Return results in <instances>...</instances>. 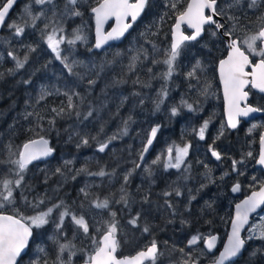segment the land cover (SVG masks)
Instances as JSON below:
<instances>
[{"label":"trees","instance_id":"trees-1","mask_svg":"<svg viewBox=\"0 0 264 264\" xmlns=\"http://www.w3.org/2000/svg\"><path fill=\"white\" fill-rule=\"evenodd\" d=\"M217 2V10L224 12L221 17L225 31L231 30L240 40L258 31L264 0H260L256 8L248 7L249 0H241L239 5L234 4V0ZM64 3L65 0H54L58 11L63 9ZM168 5L169 0H149L142 19L128 37L101 53L94 50L95 25L91 7L96 6L95 0L78 5L81 16L61 19L58 15L57 23L65 29L66 38H71L76 29L86 37L74 46L67 43L60 46L62 56H67L69 62L75 60L83 65L76 69L83 78L70 75L48 47L46 35L51 31L52 5L40 6L33 0H21L0 32V180L18 178L16 166L11 161L18 159L23 144L29 140L43 136L55 150L50 161L28 166L20 187L14 189V205L5 210L14 214L15 208L24 216H33L62 203L47 224L33 228V241L20 264H35L36 261L55 264L57 241L68 239L55 225L59 213L64 207L73 212L104 199H108L109 206L104 209L108 222L103 230L113 220L121 235L144 232L147 226L148 240L142 242L160 241L161 260L172 264H181V260L187 264L210 261L209 256L204 258L202 254L185 256L187 240L196 235L218 234L223 242L236 203L232 187L241 186L239 199H242L264 183V173L256 167L264 117L251 131L252 124H242L238 130L231 131L225 122L218 66L228 49L218 31L213 26L207 27L200 40L184 44L175 61L173 75L168 80L163 79L167 65L162 61L170 49L175 23V14ZM26 7H31L34 14L43 8L46 16L36 21L35 26L24 24L22 17ZM180 7H184L183 0ZM12 23L20 24L24 32L15 35L14 28L7 26ZM45 24L50 25L46 30ZM9 52L20 61L27 57L23 68L16 67V60L8 55ZM135 56L139 59L133 61ZM198 62L200 67L195 76L188 77L187 73ZM133 63L134 70H130L129 65ZM89 80L95 83L89 84ZM162 88L167 90L166 97L158 95ZM42 92L49 93L43 100L40 99ZM66 92L80 94L73 97L78 106L75 110L67 109ZM160 99L163 103L157 108ZM187 104H191L192 109ZM253 105L264 109V98L254 96ZM61 107L65 108L61 115L52 111V108ZM173 107L178 110L176 115H172ZM89 111L91 116H87ZM205 121L208 126L204 139H200L198 133ZM156 125L162 129L155 148L145 165L138 169L136 165ZM83 139L88 143L83 144ZM101 143L109 144L106 152L99 151ZM176 146H188V158L180 171L166 170L167 149ZM213 149L220 154V159L213 158ZM157 157L160 160L154 164ZM233 161H236L235 166ZM101 169L105 176L88 174ZM129 172L131 175L125 183ZM81 189L89 193L87 198ZM125 194L127 205L120 200ZM41 199L42 204L39 203ZM169 210L172 216L168 218ZM157 211L165 213L164 219ZM113 212L115 217L111 215ZM137 214L139 220L133 226L129 221ZM162 220L163 229L159 228ZM261 223H264V211L253 219L251 227ZM161 229L170 234H158ZM95 232L90 226L89 240L91 236L99 238L101 234ZM257 236L248 239L245 235V254L234 264H264V239ZM180 238H186L181 245ZM169 245L173 246L167 247ZM140 250L122 245L119 253L133 255ZM82 259L83 256L76 264L84 263Z\"/></svg>","mask_w":264,"mask_h":264},{"label":"snow or ice","instance_id":"snow-or-ice-1","mask_svg":"<svg viewBox=\"0 0 264 264\" xmlns=\"http://www.w3.org/2000/svg\"><path fill=\"white\" fill-rule=\"evenodd\" d=\"M82 2H87V0H65L63 9L58 11L57 6L54 4V0H33L35 5H52V15L50 17L51 31L47 33L46 40L48 47L53 53H55V58L60 60L64 65V68L70 75H81L76 69L83 67V65L75 60L69 62L67 56H62L61 45L67 43L69 46H74L77 41H83L86 39L84 35L81 34L80 29L74 30L71 38H66L63 34L65 29L62 25L57 23V16L61 19L64 17L81 16L82 12L79 10L78 5ZM260 0H249L248 7L256 8ZM15 0H0V26L5 25L6 17L8 16L9 10L12 8ZM149 0H95L94 7H91V12L94 15L96 24V43L95 47L100 48L103 44L107 43L109 40L119 39L125 32H127L132 24L137 20L141 13L145 10L148 5ZM241 0H234V4L239 5ZM181 0H169V7L175 14V23L172 27V43L170 49L167 52L166 59L162 62L167 65V70L162 73V77L165 80L171 78L175 71V61L180 55L181 47L186 41H195L204 31L205 25H215L217 29L224 27L223 24L218 23L214 16L224 15L223 10H217V0H183L184 7H180ZM232 7V5H229ZM206 10L210 11L211 14H206ZM46 16V11L42 8L38 14H34L31 7L25 8V13L23 19L24 24L31 23L35 26V22L40 20L42 17ZM115 20V26L110 32L105 33L103 31V26L110 19ZM129 18L130 21L129 22ZM229 19H234V17L229 16ZM261 21V26L255 33L246 36L243 40L238 37H234L231 30L225 31L224 36L229 38L228 44V55L225 59L219 62V78L223 85L224 100L226 104V111L228 115V125L232 128H236L238 124V117H247L250 113L264 111V109L252 107L247 103L249 93L252 89H257L259 92L264 93V14L259 18ZM186 25L187 28L192 29L191 35H186L182 30V26ZM9 28H14L15 35L19 36L24 32V27L20 24L12 23L7 25ZM49 24H45V30L49 28ZM215 34V33H213ZM8 55L16 60V67L23 68L24 63L27 61L25 57L24 61L17 60L13 53L9 52ZM258 57V59H254ZM133 61L139 59V56L132 58ZM157 63V61H154ZM134 63L129 65L130 70H134ZM199 62L196 67L187 73L188 77H194L196 74V69L199 68ZM102 70V69H101ZM151 72V69H149ZM94 80H89V84H94ZM49 94L42 92L40 99L43 100L45 95ZM206 94V90L205 93ZM67 97V109L75 110L78 106L74 103L73 97H79V93H64ZM161 95L163 97L167 96V90L162 88ZM81 102H83V97H80ZM160 103H163V99L158 100L157 108H159ZM185 103V101H182ZM189 109H192L191 104H187ZM52 111L61 115L65 112V108L61 107L59 109L52 108ZM172 115L177 114V108H172ZM76 115L79 116L80 113L77 111ZM92 112L89 111L87 116H91ZM87 118V117H85ZM54 123V121H50ZM127 123V122H125ZM208 126V122L205 121L204 125L199 130L200 139H204L205 130ZM256 125H253L255 128ZM124 131H127L125 127ZM251 131V129H250ZM157 128H153L151 135L154 137L156 135ZM111 139H115L112 137ZM83 144H87L88 140L83 139ZM148 145L152 144V139L148 140ZM261 150L259 154V159L257 163L264 165V134L260 136ZM108 147L107 143H101L99 145V151L103 152ZM147 147L143 149V152H147ZM54 151L53 148L49 146V141L41 136L39 139H32L24 143L22 150L18 153V159L11 161L16 166L15 175L18 177L15 180L4 178L0 180V264H18V258L21 257V253L28 247L29 239L33 234V228H40L48 223V218L51 216L55 209L62 207L61 204L53 205L47 208L46 211L38 212L33 216H24L19 212L18 209L13 208L14 214H8L4 209L9 205H14V189L20 187L23 181V173L27 170L28 165L33 161L40 159L41 157L49 156ZM175 151V156L173 157V152ZM188 154V146L175 148L169 147L167 149V160L164 163V168L180 169L181 165L184 163V158ZM212 155L217 159H220V154L214 149L212 150ZM249 156L252 155L251 152L248 153ZM143 159V154L141 155ZM160 157H157L153 163H158ZM236 161H233L235 166ZM139 167V165H136ZM59 172L60 170L57 169ZM80 171H87V169H81ZM89 175H99L105 176L106 173L101 169L97 173H88ZM151 174V173H149ZM131 175L129 172L125 176V183L128 181V176ZM240 185L236 184L233 187V191H239ZM84 192L83 189H81ZM123 192V189L121 190ZM176 194L180 195L179 190H176ZM87 198L89 193L84 192ZM165 195H170V193H165ZM120 200L127 205V196L122 195ZM44 201L41 199L39 201L42 204ZM94 207L98 209H106L109 206L108 199L103 201H93ZM260 205H264V184H261L259 191H253L252 195L247 199L242 201L240 204L236 205L235 218L232 220L231 233L228 236L227 243L224 245L223 250L218 256L214 257L212 264H226V262L231 261L238 254L241 253L246 240L241 237V230L245 225L249 223V214L254 212ZM36 206V205H34ZM171 207V205H169ZM115 217V213H111ZM71 217L72 222L82 230L84 235L88 237L89 235V224L87 223L83 215L77 216L72 213L67 207H64L63 211L59 213V223L57 224V229L60 230L63 227V221L65 217ZM139 220V214L129 221L133 226L137 225ZM100 232V229H97ZM143 231L145 233L149 232L147 226L144 227ZM251 233H257V238L264 239V223L259 225H253L250 229ZM118 226L115 220L107 224L105 230L97 238L96 236L89 237L91 240V250L80 249L79 251L84 252L86 259L84 264H155L156 258L159 252L157 242L152 240L149 246L138 251L134 256H123L117 255L119 249V241L117 240ZM253 236L250 234L248 239H252ZM205 239L202 236L196 235L189 240V244H196L198 240ZM217 237L209 236L205 239L206 247L209 251L213 250L216 246ZM58 243V255L55 264H72L71 257L76 255L75 245L68 241L67 243ZM43 251V249H41ZM68 251L69 258L64 260L63 254ZM255 255V253H253ZM35 264H39L36 261ZM47 264V261H44Z\"/></svg>","mask_w":264,"mask_h":264},{"label":"water","instance_id":"water-1","mask_svg":"<svg viewBox=\"0 0 264 264\" xmlns=\"http://www.w3.org/2000/svg\"><path fill=\"white\" fill-rule=\"evenodd\" d=\"M20 1H21V0H15V3L13 4L12 8L9 10L8 16L6 17L5 25H6V23L8 22L9 18L11 17V15H12V13L14 12L15 8L17 7V5L20 3ZM217 5H218V2H217ZM145 9H146V8H145ZM144 12H145V10L141 13V15L137 18V20L132 24V27H131L127 32H125V34H124L122 37H120L119 39L109 40L107 43L103 44L100 48H96V47H95V43H96V24H95V19H94V25H95V29H94V50H95L96 52H98V53H101V52H103L104 50H106L107 48H109V47H111V46H113V45H118V44L122 43V42L128 37V35L133 31V29H134V25L137 24V23L142 19L143 15H144ZM206 14H211V13H210V11L206 10ZM93 16H94V15H93ZM214 19H215L218 23H220V24H222L223 21H224L223 18H222L221 16H214ZM129 22H131V21H130V18H129ZM5 25H4V26H0V32L3 30V28L5 27ZM114 26H115V20H114V18H113V19H110L109 21H107V23L104 24V26H103V31H104L105 33L110 32ZM210 26H213V27L218 31V33L220 34V36L222 37V39L225 41L226 46H227V49H228L229 38L226 37V36H224V34H223V33L225 32V28L223 27V28H221V29H217V28L215 27V25H205V26H204V31H203V32L201 33V35L197 38V40H195V41H186L184 44H186V43H193V42H197L198 40H200V39L204 36V34H205V29H206L207 27H210ZM184 29H187V30L190 32V34H187V33L185 32ZM182 30L185 32L186 35H191V34H192V31H193L192 29L187 28L186 25H183V26H182ZM228 51H229V49H228ZM227 55H228V54H227ZM226 57H227V56H226ZM226 57H225V58H226ZM218 68H219V66H218ZM218 78H219V70H218ZM219 82H220L221 92H222V97H223V102H224V117H225V122H226V125H227V127H228L229 130H231V131H236V130H238V128L240 127V123H241L242 121H243L244 123L248 124V123H250V122H252V121H255V120H258L259 118H261V117L264 116V111L250 113L247 117H243V116H241V117H238V118H237L239 122H238L236 128H232V127H230V126L228 125V115H227L226 104H225V100H224L223 85H222V83H221V81H220V78H219ZM254 90H255L256 92H258V93H260L261 95L264 96V93L259 92V90H257V89H254ZM249 100H250V96H249L248 99H247V103L249 102ZM252 107H253V106H252ZM153 128H157L156 135H155L154 137H152V135H151L152 130H151V132H150V134H149V138H148V140H149V139H152V144H151V145H148V143H147L148 140H147L145 147H147L148 150H147V152H143V153H142V154H143V159H141V157H140V159H139V164H138V165H139L138 169H141V168L145 165V163L147 162V160L149 159V157L151 156V154H152V152H153V150H154V148H155V144H156V142H157L158 136H159V134H160V132H161V129H162V127H161L160 125H156V126H154ZM153 128H152V129H153ZM262 134H264V131H263ZM37 139H39V138H37ZM49 146L51 147L50 142H49ZM145 147H144V148H145ZM51 148H52V147H51ZM108 148H109V144H108V147H107L103 152H106ZM260 150H261V145H260V149H259V154H260ZM259 154H258V158H257V160H256V167L259 168V169H261V170L263 171V173H264V165H261V164L257 163V161H258V159H259ZM54 156H55V150H54L49 156L41 157L40 159L33 161L31 164H33V163H43V162H48V161H50L51 159H53ZM212 156H213V155H212ZM213 158H214L215 160H218L215 156H213ZM166 160H167V156H166L165 162H166ZM31 164H29V165H31ZM29 165H28V166H29ZM170 169H175V168H168L167 170H170ZM263 184H264V183H263ZM235 185H236V184H235ZM235 185H234V186H235ZM234 186H233V187H234ZM233 187H232V189H233ZM232 189H231L232 197H233V198H236V199L239 198L240 193H241V186H240L239 191H235V192H234ZM255 191H259V189L255 190ZM251 195H252V192H251L248 196H246V197H244L243 199H240L239 201L236 202V204L234 205V211H233V217H232V220L235 218V214H236V205H237V204H240L242 201H244L245 199H247V198H248L249 196H251ZM263 211H264V205H260V206H259L254 212H252V213L249 214V223H248L247 225H245L244 228L241 230V237H242V238H244V235L246 234V232H247L248 229L250 228L253 219H254L257 215H259L260 213H262ZM8 214H9V213H8ZM232 220H231V223H230V226H229V231H228L227 237H226V239H225V241H224V244H223L221 250L218 252V255H219V253L223 250L224 245L227 243L228 236H229L230 233H231V224H232ZM214 236L217 237L215 248H214L213 250L209 251V250L207 249V247H206V250H207V252H208L210 255L214 254V253L218 250V248H219V236H218V235H214ZM33 237H34V229H33V234H32V236H31L30 239H29L28 247L24 250V252L21 253V257L18 258V264H20V262L22 261V259L26 256V254H27V252H28V250H29V248H30V245H31V243H32V241H33ZM244 239H245V238H244ZM188 242H189V241H188ZM197 243H198V241H197ZM197 243H196V244H197ZM196 244H192V245H190V244L188 243V246H189V247H192V246H195ZM205 246H206V244H205ZM246 248H247V243H245V245H244V247H243L241 253L238 254L235 258H233L231 261L226 262V264H231V263L236 262L239 258H241V257L245 254ZM158 249H159V248H158ZM158 253H159V252H158ZM117 254H118V253H117ZM134 255H135V254H134ZM134 255H131V256H134ZM218 255H217V256H218ZM157 256H158V255H157ZM148 263H150V262H146V264H148ZM82 264H84V263H82ZM194 264H197V263H194ZM208 264H212V263H208Z\"/></svg>","mask_w":264,"mask_h":264},{"label":"rangeland","instance_id":"rangeland-1","mask_svg":"<svg viewBox=\"0 0 264 264\" xmlns=\"http://www.w3.org/2000/svg\"><path fill=\"white\" fill-rule=\"evenodd\" d=\"M258 123H259V120H256V121L252 122L251 124L252 125H256V127H257V124ZM250 129L253 130L254 129L253 126ZM188 154H189V150H188ZM188 154L184 158V163L181 165L180 169H176L177 171H180L184 167L185 161L188 158ZM174 156H175V151L173 152V157ZM233 199L236 200L235 198H233ZM79 208H80L79 210L73 211L72 213L76 214L77 216L83 215L85 217L87 223L89 224V229H90V226H92L95 229V231H96L95 234H102L103 227L108 222L107 221L108 219L106 217V214L104 212V209H98V208L94 207V204L93 203L92 204L84 205V206L79 207ZM4 211H6V210L4 209ZM68 220H70V221H68ZM58 223H59V219L57 220V222H56L55 225L57 226ZM67 225L72 226V228L67 227ZM250 228H252V227L250 226ZM250 228L248 229V231L246 232L245 235H247L249 237V235L251 234L255 238L256 237V234H258V232L257 233H251ZM68 229H73L75 231H68ZM97 229H100L101 231L98 232ZM58 232L59 233L62 232L61 235L62 236H66V238H68L67 240L66 239H62L61 240V243H67L68 241H71L75 245L76 255L71 257L72 264H76V262H78V259L80 257H82V256H83V259L82 260L84 262L85 259H86V255H85L84 252H81L79 250L80 249H88L90 251L91 250V241L88 239V237H84V235L80 234V232H82V230L79 229L72 222L70 216L69 217H65V219L63 221V227H62V229L58 230ZM118 232H119V229H118ZM209 236L210 235H206V238L209 237ZM81 244H85L86 247L82 246ZM78 245H80L82 247L79 248ZM191 249H192V251L189 252V253L186 252L187 255H185V256H188V257L195 256L196 257L199 254V252H200V250H199L198 247H194V248H191ZM62 258L64 260H67L69 258V252L66 251L63 254V257ZM82 260H81V262H82ZM181 261H182L181 264H187V262H184V260H181ZM157 263H159V262H157ZM162 263L163 264H166L164 262H160V264H162ZM167 264H171V263H167Z\"/></svg>","mask_w":264,"mask_h":264},{"label":"flooded vegetation","instance_id":"flooded-vegetation-1","mask_svg":"<svg viewBox=\"0 0 264 264\" xmlns=\"http://www.w3.org/2000/svg\"><path fill=\"white\" fill-rule=\"evenodd\" d=\"M254 59H258V57H256V58H254ZM221 87V86H220ZM221 94H222V92H221ZM249 96H250V100H249V102H248V104L249 105H251V106H253V107H256V106H254L253 105V97L254 96H260V97H262V98H264V96L263 95H261L260 93H258V92H256L254 89H252L251 91H250V93H249ZM222 99H223V97H222ZM224 103V102H223ZM256 108H258V107H256ZM264 117V116H263ZM263 117H261V118H263ZM261 118H259L258 120H260ZM256 121V120H255ZM252 122H254V121H252ZM252 122H250V123H248V124H251ZM242 124H246V123H244L243 121L240 123V126L242 125ZM236 199V198H235ZM243 199V198H242ZM240 199L239 198H237L236 199V202L237 201H239ZM236 204V203H235ZM157 213L160 215V216H162L163 217V219H164V212L163 211H157ZM171 213H172V210H169V212H167L166 214H167V217L169 218V216L171 215ZM172 216V215H171ZM169 225V224H168ZM159 228H164V220H162V221H159ZM158 230V234H163V233H168V234H170L169 233V231L167 232V230ZM229 231V230H228ZM228 234V233H227ZM206 235H208V234H206ZM206 235H204L203 237L206 239ZM214 235H218V234H214ZM214 235H210V236H214ZM219 236V235H218ZM227 237V236H226ZM157 238H159V237H157ZM156 238V239H157ZM160 238L161 239H163V240H165L164 238H163V236L162 235H160ZM208 238V237H207ZM244 238H245V235H244ZM186 240V238H180V245L183 243V240ZM191 239V238H190ZM190 239H188L187 240V248H188V253L189 252H191L192 251V249L191 248H194V247H198L199 248V250H200V252H199V254L196 256V257H198L199 255H204V258H206V256H209L210 258H211V260L210 261H205V262H198V261H194V262H192L191 264H194V263H197V264H208V263H212V260H213V258L214 257H216L217 255H218V252L221 250V248H222V246H223V244H224V241L222 242V240H221V237L219 236V248H218V250L214 253V254H212V255H210L208 252H207V250H206V246H205V239H200V240H198V243L195 245V246H192V247H189L188 246V241L190 240ZM226 239V238H225ZM117 240L119 241V249H118V256H120V257H123L124 255H121V253H119L120 252V249H121V247H122V245H128V246H133V247H135V248H139V249H144L146 246H149L150 245V243H151V241L152 240H150L149 242V244H147L146 242H142V241H144V240H148V238H147V233H144V232H135V234L134 235H131V234H124V235H121V234H118L117 233ZM169 240V239H168ZM157 241H159V239H157ZM159 243H161L160 241L159 242H157V245H158V248H159V253H158V256H157V258H156V262H155V264H160V262H164V263H169L168 261H166V260H161V258H160V246H159ZM163 243H166V241H164ZM162 243V244H163ZM179 245V246H180ZM173 245H169V246H167V247H172ZM134 255V254H133ZM125 256H131V255H125ZM157 262H159V263H157ZM237 262V261H236ZM235 263V262H234ZM234 263H231V264H234ZM148 264H150V263H148ZM163 264V263H162ZM172 264V263H171Z\"/></svg>","mask_w":264,"mask_h":264}]
</instances>
